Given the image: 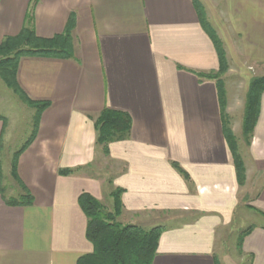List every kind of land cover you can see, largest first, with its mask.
I'll list each match as a JSON object with an SVG mask.
<instances>
[{
  "label": "crops",
  "instance_id": "1",
  "mask_svg": "<svg viewBox=\"0 0 264 264\" xmlns=\"http://www.w3.org/2000/svg\"><path fill=\"white\" fill-rule=\"evenodd\" d=\"M197 1L236 65L222 76L224 100L216 79L199 76L220 61ZM33 4L39 36L64 32L73 17V56L19 61L21 88L48 106L17 163L31 204L6 203L1 186L9 197L22 189L12 174L6 188L2 172L0 264H77L94 249L80 196L112 211L117 189L120 223L164 227L153 264H222V237L237 217L246 220L242 209L264 219V93L249 143L243 133L250 81L264 69V0H0V41L21 32ZM234 74L231 92L226 79ZM106 107L133 121L108 155L95 129ZM3 129L0 119V137ZM99 160L114 167L97 173ZM261 219L237 238L249 264H264Z\"/></svg>",
  "mask_w": 264,
  "mask_h": 264
},
{
  "label": "trees",
  "instance_id": "2",
  "mask_svg": "<svg viewBox=\"0 0 264 264\" xmlns=\"http://www.w3.org/2000/svg\"><path fill=\"white\" fill-rule=\"evenodd\" d=\"M201 23L209 33L216 46L220 67L217 71L199 73V76L208 79H216L219 83V95L224 100L225 92L222 81V74L227 70V56L224 45L208 22L202 4L195 2ZM34 4L30 7L27 21L21 32L17 35H8L0 41V78L5 84L15 92L23 102L29 106L37 108L35 114V128L31 139L22 149L17 151L11 162V174L22 189L16 196H7L6 190L1 186V193L7 204L26 205L33 202V195L21 182L17 174V163L20 154L28 147L36 136L41 113L48 106V103L31 100L26 92L21 88L17 80V68L23 56H45L51 58H71L73 56V42L71 31L74 26L71 16L64 32L53 37L39 36L34 26ZM264 93V76L254 77L247 93L245 114L243 121V133L247 143L250 142L253 129L256 125L259 113L261 96ZM4 125L6 119L0 116ZM132 117L127 112L106 107L95 119V129L97 133V144L103 152L108 155L109 145L112 142L129 138L132 130ZM227 138L233 151L235 164L241 183L245 179V168L238 146L232 132L227 129ZM4 133V129H3ZM2 139L0 137V180L2 178ZM75 169H61L60 173L70 174ZM122 190L117 189L112 193L114 197V209L107 208L89 193L80 196V203L88 217L87 238L93 244V251L82 255L77 264H153L157 255L159 241L164 227L144 228L134 224H122L117 218L122 211L121 195ZM252 228L249 227L240 237L247 235Z\"/></svg>",
  "mask_w": 264,
  "mask_h": 264
},
{
  "label": "rangeland",
  "instance_id": "3",
  "mask_svg": "<svg viewBox=\"0 0 264 264\" xmlns=\"http://www.w3.org/2000/svg\"><path fill=\"white\" fill-rule=\"evenodd\" d=\"M231 66L235 67L236 65L232 60L227 59V70L224 74H222V76L227 74ZM258 70L261 71L259 72L260 75H258V77L264 76V69ZM237 78L238 74H234L229 75L226 79L228 88L231 90V92L232 84L234 83L233 81L237 82ZM36 112V107L29 106L27 103L23 102V100L17 94H15V92L11 90L0 78V116L5 117L6 119L1 150L3 184L6 188L8 187L11 189V185L9 184L12 182L10 171L11 162L15 153L22 149V147L25 146V144L31 139L33 135L35 128L34 116ZM113 167L114 166L99 160L98 165H96V172L103 174L105 171H108ZM109 199L110 197L107 198L108 201ZM113 209L114 205H112V210ZM242 210L243 211L241 214H243V212L246 214V220L243 222L240 217H237L234 226L231 228V232L229 234L225 233L224 237H222L220 250L217 252L222 264H230L232 261L236 264H249L247 256L246 258H241L242 250L240 249L239 245L236 244L237 238L240 236V233L242 234L243 231L251 227L253 223L259 221L261 217L259 218L258 215L250 214L246 209ZM261 220L264 222V219Z\"/></svg>",
  "mask_w": 264,
  "mask_h": 264
}]
</instances>
